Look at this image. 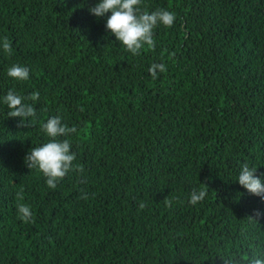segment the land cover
<instances>
[{
    "label": "trees",
    "instance_id": "1",
    "mask_svg": "<svg viewBox=\"0 0 264 264\" xmlns=\"http://www.w3.org/2000/svg\"><path fill=\"white\" fill-rule=\"evenodd\" d=\"M98 2L0 0V264L264 258V200L237 181L248 164L264 182V0H143L176 20L138 56L106 29L111 13H90ZM153 63L167 68L157 79ZM17 64L29 80L7 75ZM9 90L40 93L27 126L8 117ZM55 116L77 129L67 139L84 172L53 190L25 157ZM194 189L208 193L196 205ZM20 203L35 223L18 218Z\"/></svg>",
    "mask_w": 264,
    "mask_h": 264
},
{
    "label": "clouds",
    "instance_id": "2",
    "mask_svg": "<svg viewBox=\"0 0 264 264\" xmlns=\"http://www.w3.org/2000/svg\"><path fill=\"white\" fill-rule=\"evenodd\" d=\"M142 2L143 0H99L95 6L89 8L90 13L97 18L111 13L106 22V29L125 46L127 51L137 56L141 54V50L145 46L152 50L155 49L154 30L159 25L162 24L171 28L176 20L175 14L165 9H157L151 13L142 10ZM2 48L8 55L13 52L11 42L6 37L3 39ZM148 71L153 79H157L160 73L167 71V68L163 63H153ZM7 75L23 82L29 80L30 70L17 64L8 69ZM39 98L40 93L38 91L33 92L28 97H23L16 94L14 90H9L3 97V102L9 109L8 117L22 118L20 126H27L26 120L29 118L35 120L37 117L35 103L39 101ZM41 129L50 140L42 146L32 148L25 157V163L29 169L39 170L46 178L47 186L55 190L69 172L78 174L84 172L83 165L74 163L76 154L71 151L72 144L67 139V137L75 134L77 129L62 123L59 116L51 117L47 122H42ZM62 137L65 139H60ZM256 172L257 168H250L248 164H244L237 181L248 193L264 200V182L256 175ZM81 183H86L83 177ZM207 194L204 189H194L190 194L189 203L196 205L204 201ZM81 198L87 199V196L83 195ZM17 199H24L23 192L17 194ZM165 203L169 207L172 206V201L168 197L165 198ZM146 207L145 202H139V210ZM17 212L18 218L24 223H35V217L29 205L18 204ZM254 215L255 218L264 217V213L259 210H255ZM255 218L252 219L256 220ZM261 256H264V253H261ZM222 258L224 264H264V258L259 257L242 261L238 255L232 254Z\"/></svg>",
    "mask_w": 264,
    "mask_h": 264
}]
</instances>
